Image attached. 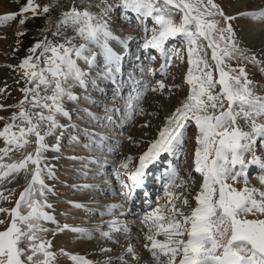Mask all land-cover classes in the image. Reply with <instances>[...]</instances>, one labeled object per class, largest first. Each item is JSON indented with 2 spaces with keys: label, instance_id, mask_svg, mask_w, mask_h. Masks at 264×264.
<instances>
[{
  "label": "snow or ice",
  "instance_id": "1",
  "mask_svg": "<svg viewBox=\"0 0 264 264\" xmlns=\"http://www.w3.org/2000/svg\"><path fill=\"white\" fill-rule=\"evenodd\" d=\"M120 5L142 17L152 18L158 26L152 29L145 49H158L161 54H166L165 43L169 39L181 37L186 41L190 65L186 81L191 86L186 100L167 118L158 138L139 157L138 167L126 173L132 183L128 185L121 181L122 188L126 189L122 195L131 199L135 189L143 185L148 165L158 160L162 153L172 152L184 143V132L190 121H194L198 129L195 171L203 176L200 191L194 197L197 205L188 214L170 200L164 211L157 207L145 217L150 233L145 239L150 243L144 247L151 252L156 264H161V257L167 258L164 264H264V218H261L264 217V190L249 187L246 173L249 163L264 169V159L253 152L257 140L264 138V121L261 120L264 118V96L255 93L244 68L236 69L226 64L237 51L235 33L231 24L221 28L220 21L214 19L217 15L227 21L235 18L225 16L214 0H120ZM39 7L34 0H27L19 14L30 10L37 14ZM113 7L108 4L99 16L87 9L81 11L71 7L63 13L60 23L74 29L84 43L77 45L74 38H69L65 43L52 44L45 39L30 49L32 53L42 49L44 66H40V57L34 61L32 56L19 65L25 70L24 78L31 86L21 89L24 98L15 105L20 109L19 113L13 114L10 122L0 129V139L5 144L0 148V182L29 171L31 180L13 209L0 208V212L12 216L10 225L0 231V264H53L56 258V253L50 250L51 242L44 240L41 234L49 231L42 222L56 223L55 217L45 210L52 208L47 194L53 190L45 183L44 176L55 179V174L46 163L44 153L59 151V137L55 145H49L46 138L65 127L59 123L58 116L70 118L65 100L79 99L72 89L88 87L89 71L80 67L78 61L83 60L88 69L96 66L97 53L90 45L101 50L107 78L119 70L121 56L109 46L110 39L119 38L113 35L105 19ZM42 11L48 13L50 8L44 6ZM17 15L0 16V23L14 20ZM247 15L264 18V10ZM20 23L24 24L25 19ZM120 43L126 44V41L120 40ZM207 49H211L214 65L207 59ZM49 52L51 56L44 55ZM214 71H218V78L214 77ZM218 85L220 90L216 91ZM25 104L30 107L25 108ZM4 107L0 105V109ZM241 119L248 125V130L240 126ZM33 136L34 141L30 139ZM32 143L36 145L34 151L27 152ZM12 152H22V158L4 163L6 157L11 159ZM249 152H253L251 161L245 158ZM130 162L131 157L121 167L127 169ZM30 164L34 166L31 169ZM171 176L174 183L178 172L173 169ZM239 177L244 178L243 188L237 189L227 183L229 178L235 182ZM261 183H264V177H261ZM186 184L184 181L179 186ZM168 195L180 199L171 192ZM0 198H4L3 193ZM181 203L188 205L187 197ZM22 207L28 209L26 214L20 211ZM249 215L256 218L249 219ZM4 223L0 220V225ZM68 227L64 225L59 230ZM110 228L119 231V222H110ZM71 230L87 234L84 229ZM161 235L164 240L157 239ZM127 252L133 257L137 255L132 247H128ZM71 259L76 264H91L80 256Z\"/></svg>",
  "mask_w": 264,
  "mask_h": 264
},
{
  "label": "rangeland",
  "instance_id": "2",
  "mask_svg": "<svg viewBox=\"0 0 264 264\" xmlns=\"http://www.w3.org/2000/svg\"><path fill=\"white\" fill-rule=\"evenodd\" d=\"M24 1L26 2L24 3ZM248 2L249 11L238 7V0H214V3L219 6V10L225 16L235 18L227 21L217 15L214 19L220 21L219 27L221 28L231 24L235 33L234 41L237 51H235L232 59L226 60V64L236 69L244 68L247 78L253 82L251 87L255 93L264 96V35L261 34L264 32V18H254L247 15L250 12L262 11L264 0H248ZM26 4L27 0H0V16L18 13L14 20L0 23V105L5 106L0 109V117L4 118L0 120V129L10 122V117L13 114L19 113L20 109L15 105L24 98V93L21 89L31 86L27 84L24 78L23 73L25 70L20 68L19 65L24 59L32 56L34 61L36 57H40V66H44V56H41L42 49H37L35 53H32L30 49L37 42H42L45 39L52 44L65 43V40L69 38H74L73 42L77 45L84 43L76 35L74 29L60 23L63 13L71 7L75 6L81 11L87 9L99 16L108 4L114 5L105 19L108 20L113 35L119 39H110L109 46L121 56L120 40L126 41L127 38L131 37L134 38L131 41V51H135L134 48H136V51L142 52L144 62H138L135 67L128 65L129 68L124 70L119 67V70L114 72L111 78H107L105 75L107 66L101 50L95 45H90L92 51L97 53L96 66L88 69L83 60L78 61L80 67L89 71L90 82L88 87L84 89L76 86L72 89L79 99L76 101L65 100L64 106L70 113V118L58 116L59 123L65 127L57 129L53 136L46 138V142L49 145H55L57 137H59V151L49 150L44 153L47 157L46 163L55 174V179H51L47 175L44 176L45 183L53 190L47 194V201L52 205V208H46V211L53 216L57 215L61 210L58 208L63 207L64 203L62 202L64 200L78 202L79 199V201H93L106 206L118 205L117 202L120 201V197L125 199L122 192L126 191V189L122 188L121 181L128 185L131 182L126 173H130L138 167L139 157L148 150L151 142L158 138L160 130L167 123V118L181 106L190 94L191 86L186 81L190 67L187 43L181 37L169 39L165 43L166 54H161L158 49H145L144 44L146 40L151 38L152 29L158 28V26L150 17H137L135 14H131L133 11L124 9L120 5V0H34V4L40 6L37 8V14H34L31 10L22 15L19 14L20 9ZM44 6L53 9L44 29L29 28V20L31 21L33 17L43 14L42 9ZM57 14L60 16L58 17ZM21 19H25L24 24L20 23ZM179 19L180 16L177 15L176 20L179 21ZM57 32L59 34L54 35ZM27 34L31 38L32 42L30 45L32 47L28 46L26 48ZM203 43L206 44V42ZM44 55L51 56V53H45ZM158 58L160 60L155 61ZM207 59L210 64H215L211 60V49H207ZM117 74L125 75L123 79L125 82L122 84L120 81L117 82ZM213 75L218 78V71H214ZM109 79H111L113 84L112 82L107 84L110 81ZM127 79L128 81L133 79L132 83L134 85L128 86ZM91 81H95V83ZM161 84L164 85L163 88L160 87ZM219 90L220 86L218 85L216 91ZM25 105L26 108L30 107L28 104ZM105 115L107 116L105 117ZM261 120L264 121V118H261ZM239 124L244 130H248V125L245 124L244 120H239ZM184 135V143L173 152L163 153L161 158L156 161L158 167L155 168V173L154 170L151 173L149 172L150 182L153 186L157 184V187L152 193L154 202L148 212L147 210H141L142 213L139 216L128 215V213L121 215L120 210H115L114 208L116 207H113L107 210L106 208L104 209L108 211L107 214H104L102 210V212L86 210L83 213L90 215L92 222H102L100 224L101 227L106 222V226L103 229L105 231H114V229L110 228V222L114 220L118 221L119 225L129 222V227L132 226L133 221L140 223L155 208L160 207L164 211L170 200L177 207L182 208L185 214H188L197 205L194 197L200 191L203 182V176L195 171L194 165V153L198 146L196 141L198 129L194 121L188 123ZM30 139L34 141L35 137L33 136ZM4 146L3 139H0V148ZM35 147L36 145L32 143L27 147L26 151L33 152ZM253 152L257 157L264 159V138L257 140V143L253 146ZM253 152L245 154L247 161H251ZM22 155V152H12L10 153L11 159L6 157L4 163L19 160ZM129 157H131V162L128 168H122L121 164L127 161ZM108 164L111 165V168H107ZM249 165L246 169L248 186L264 190V183H261V177H264V169H261L258 165L251 164L254 167L250 170ZM33 167L31 164L29 165V169ZM73 167L84 171L81 173L75 172L74 174L72 171ZM175 167L179 176L175 177L174 183L172 177H168L165 180L167 184L158 182L156 177L159 176L158 172L160 170L167 171L175 169ZM98 169L101 172L111 169L109 173L111 182L109 184L115 179L119 180L117 190L113 191L114 194L106 192L103 189L105 188L103 184H98L100 185V187L97 185L99 189L95 188L94 190L86 187L88 178L83 177V174L87 172V174L92 175V170ZM30 180L31 171L27 174L24 172L14 174L0 182V193H3L4 197L0 198V208L13 209ZM101 181L104 183L105 180ZM184 181H187V184L179 186ZM227 183L233 184L237 189L245 186L243 177H239L235 182L229 178ZM81 187L84 190L78 191ZM169 192L179 196L180 199H172L168 195ZM84 197H92L95 200H85ZM184 197H187L188 205L181 203ZM257 198L259 197L257 196ZM139 203H141V199ZM20 211L26 214L28 209L22 207ZM61 211L63 212L64 210ZM64 213H68V211ZM56 218L58 220L61 216L57 215L55 216ZM248 218L254 219L256 217L249 215ZM62 219V222H59H61L63 227L67 225L68 221L64 217ZM0 220L5 221L4 224L0 225V231H3L10 225L12 216L6 212H0ZM42 223L49 230L41 234L42 238L52 242L53 238L58 237L57 233L59 230L56 228V224L52 222ZM133 224L135 225V223ZM120 228L122 229V227ZM133 228L131 229L132 231L134 230ZM135 229H137L136 226ZM133 234L118 237L117 233L114 232L109 234L108 238V236H97L91 232L88 237L87 235L80 237V242H84L86 245L74 249H60L51 244L50 250L56 253L53 264H76L71 259L72 256L83 257L91 264H108L109 261L113 262L112 264H139L140 257L145 260L148 254H151L145 248L139 247L144 243V240L140 239V235L145 234L146 236L150 234L149 228L147 225L146 227H139ZM157 239L164 240V236H158ZM131 243H139L138 246H134L138 249H136V257L128 255L126 260L117 259L125 244L128 247ZM87 244H92L94 252L90 254L81 252L88 248ZM21 246L23 247L24 245ZM166 259V257H161V264H164ZM177 260H179V257Z\"/></svg>",
  "mask_w": 264,
  "mask_h": 264
},
{
  "label": "bare ground",
  "instance_id": "3",
  "mask_svg": "<svg viewBox=\"0 0 264 264\" xmlns=\"http://www.w3.org/2000/svg\"><path fill=\"white\" fill-rule=\"evenodd\" d=\"M248 0H238V7H241V8H244L245 10H247V11H249V9H248V7H247V5H248ZM258 3V2H257ZM263 10H264V8H263ZM139 30V29H138ZM133 33V32H132ZM261 34H263L264 35V32H262ZM129 38H131V37H129ZM129 38H127V39H129ZM158 60H160V58H158V59H156L155 61H158ZM142 67V66H141ZM137 70V69H136ZM140 70H141V68H140ZM139 70V71H140ZM118 75V74H117ZM136 79V78H135ZM110 80V79H109ZM125 81V80H124ZM133 82V79H129V81H128V79H127V85L128 86H133L134 84L132 83ZM118 97V96H117ZM117 99H119V98H117ZM113 111V110H112ZM111 111V112H112ZM94 115H95V113H94ZM107 115H105V117H106ZM88 117V116H87ZM101 117V116H100ZM115 117V116H114ZM112 118V117H111ZM91 120V119H90ZM94 121V120H93ZM108 121V120H107ZM111 121V120H110ZM111 128V127H110ZM120 130V129H119ZM118 130V131H119ZM88 132V131H87ZM86 133V132H85ZM84 133V134H85ZM76 142V141H75ZM77 143V142H76ZM113 145V144H112ZM114 147H116V146H114ZM120 148V147H119ZM111 151V150H110ZM163 155V153L161 154V156ZM160 156V157H161ZM156 161H158V160H156ZM156 161H154L152 164H150V165H148V170H147V168L145 169L146 170V172L147 171H149V170H154L155 169V166H156ZM250 164V163H249ZM103 166H105V165H103ZM253 165L251 166V164L249 165V168H250V170H252L253 169ZM107 168H111V166L108 164V166H107ZM168 168V167H167ZM72 171L74 172V174H75V172L77 173H81V172H83L84 170L82 169H75L74 167L72 168ZM111 172V169L109 170V171H104V172H101V170H92V175H90V174H87V172L86 173H84L83 174V177H87L88 178V182H89V184H88V182L86 183V187H88L89 189H92V190H94L95 188H98L99 189V187H100V185H104L105 186V188H103V189H105L106 190V192H108L109 194H111V191H116L117 190V184L119 183V180H117V179H115L114 181H112V183L111 184H109L111 181H110V176H109V173ZM171 172L172 171H166L165 173H164V176H166L165 177V179L166 178H171L172 176H171ZM111 175H112V173H111ZM178 176H179V174H178ZM104 177V178H103ZM106 177H108L107 178V181H106ZM80 178V177H79ZM109 179V180H108ZM101 180H105L104 181V183H103V181H101ZM112 180V179H111ZM80 181H81V179H80ZM98 184H100V185H98ZM97 185L99 186V187H97ZM84 186H85V184H84ZM108 186V187H107ZM107 187V188H106ZM83 189V187H81L78 191H80V190H82ZM84 190V189H83ZM91 190V191H92ZM76 192H77V190H76ZM77 193H79V192H77ZM76 193V194H77ZM82 193V192H81ZM119 194V193H118ZM78 196V195H77ZM95 197V196H94ZM67 198V197H66ZM68 199V198H67ZM84 199L85 200H95L94 198H92V197H89V198H87V197H84ZM119 202H117V204L118 205H123V207H116V208H114L115 210L116 209H119L120 210V214L121 215H123V214H126V213H128V215L129 214H134V216H138L139 214H140V212H138V210H137V208H136V204H135V202L134 203H131L130 204V199L128 200V202H127V204H126V199H121V197L119 198ZM62 203H64L63 204V207L62 208H58V209H61V210H64L63 212L60 210L59 211V213L57 214L58 216L60 215L61 216V218L60 219H58L57 220V218L55 219L56 220V228L59 230L60 228H62V224H61V219H62V217H64V219L66 218V220L68 221L67 222V225H69V227H68V229H65V230H63V231H58V233H57V235H58V237H56V238H53V240H52V242H51V244H53L55 247H57V248H60V249H63V248H67V249H74V248H76V247H82V246H85L86 244H84V242L83 243H81L80 241V237L81 236H83V235H87V237L89 236V235H91V232H92V234H95V235H103V233H105V232H107V233H109V234H111V233H117V236L118 237H122V236H124V235H131V234H133L139 227H146V223H145V219L144 220H142V221H140V223L139 222H135V221H133L132 222V226L131 227H129V222L128 223H125V224H121L120 225V227H122V229L120 228L119 229V231L117 232V230H114V231H112V230H110V231H105V230H103L104 228H105V226H106V222L103 224V226L101 227V223L102 222H100V223H95V221L94 222H92L91 220V216L90 215H88V214H84L83 212H85L86 210H88V211H97V212H100L101 210L103 211V213L104 214H107L108 213V211H105L104 209L106 208V210L107 209H111V208H113V207H111V206H113V205H108V206H106V205H103V204H101V203H97V202H93V201H91V202H83L82 200L81 201H79V199H78V202H70V200L69 201H63ZM76 205H82V207H77ZM130 205H132L131 206V209H129V206ZM67 212L68 211V213H64V212ZM101 211V212H102ZM111 211V210H110ZM119 212V211H118ZM153 212V211H152ZM152 212H150V213H152ZM56 213V212H55ZM54 213V214H55ZM57 215H54V217L55 216H57ZM63 220V219H62ZM59 221H61V222H59ZM133 223H135V225L133 224ZM87 225V226H86ZM135 226H136V228L137 229H135ZM83 227H85V228H83ZM99 227H101V228H99ZM134 227V228H133ZM73 228H75V229H84V230H87V234H83V233H81V232H76V231H72L71 229H73ZM107 228V227H106ZM125 228H126V230H125ZM134 229L133 231L131 230V229ZM133 232V233H132ZM133 235H135V234H133ZM107 237V236H106ZM161 237H162V235H161ZM83 238V237H82ZM108 238H109V236H108ZM107 238V239H108ZM143 239L144 240V243L142 244V245H140L139 247L140 248H145L144 247V245L145 244H149L150 242L149 241H147L146 239H145V234H141L140 235V239ZM161 239V238H160ZM95 243V242H94ZM93 244V243H92ZM92 244H87V246H88V248H86V249H84L83 251H81V252H83V253H92V252H94L93 251V247L91 246ZM141 244V243H140ZM138 246L139 245V243H136V244H132L131 243V245H129L128 247H132L133 249H135V252L138 250L136 247H134V246ZM127 246V244H125V247L123 248V249H121V252L119 253V255H118V257H117V259H120V257H123V260H126L127 259V256L128 255H130V254H128V252H127V249H128V247H126ZM122 248V247H121ZM139 248V249H140ZM137 249V250H136ZM146 249V248H145ZM146 250H148V249H146ZM149 251V250H148ZM98 252V251H97ZM121 260V259H120ZM138 261H139V259H138ZM113 262H111V261H109L108 262V264H112ZM139 264H156V262H155V260H153V258H152V255L151 254H148V257H147V259H145L144 260V258H142V257H140V262H139Z\"/></svg>",
  "mask_w": 264,
  "mask_h": 264
},
{
  "label": "trees",
  "instance_id": "4",
  "mask_svg": "<svg viewBox=\"0 0 264 264\" xmlns=\"http://www.w3.org/2000/svg\"><path fill=\"white\" fill-rule=\"evenodd\" d=\"M26 1H24V3H25ZM23 3V4H24ZM39 4V3H38ZM52 8L50 7V11L48 12V13H44L43 12V14H40V15H38V17H33L32 19H31V21L29 20V25H28V27L29 28H33V29H44V27H45V24L49 21V15H50V13H52ZM57 16L59 17L60 15L59 14H57ZM31 38H29V34H27L26 35V48L29 46H31L30 44H31ZM32 47V46H31ZM41 67H42V65H41ZM21 82H22V80H21ZM19 87V86H18ZM25 108H26V105H25Z\"/></svg>",
  "mask_w": 264,
  "mask_h": 264
}]
</instances>
